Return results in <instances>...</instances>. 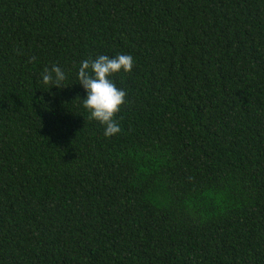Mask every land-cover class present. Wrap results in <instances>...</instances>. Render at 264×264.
Instances as JSON below:
<instances>
[{"label":"trees","instance_id":"trees-1","mask_svg":"<svg viewBox=\"0 0 264 264\" xmlns=\"http://www.w3.org/2000/svg\"><path fill=\"white\" fill-rule=\"evenodd\" d=\"M0 264H264V0H0Z\"/></svg>","mask_w":264,"mask_h":264},{"label":"clouds","instance_id":"clouds-1","mask_svg":"<svg viewBox=\"0 0 264 264\" xmlns=\"http://www.w3.org/2000/svg\"><path fill=\"white\" fill-rule=\"evenodd\" d=\"M35 59L32 57L29 62ZM133 66L134 61L130 54H118L113 58L101 55L95 60L89 58L80 62L78 84L87 94L82 100L83 108L89 112V119L97 121L104 127L106 138L120 133L121 128L114 118L126 102L127 96L111 78L120 72L131 73ZM41 75L45 85H53L55 88H62L61 84L66 79L65 72L56 65L45 68Z\"/></svg>","mask_w":264,"mask_h":264}]
</instances>
